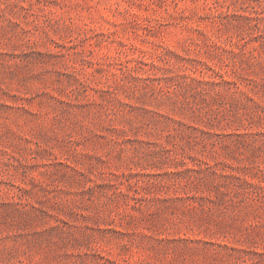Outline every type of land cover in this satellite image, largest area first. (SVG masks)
I'll return each mask as SVG.
<instances>
[{"label":"rangeland","instance_id":"374dc122","mask_svg":"<svg viewBox=\"0 0 264 264\" xmlns=\"http://www.w3.org/2000/svg\"><path fill=\"white\" fill-rule=\"evenodd\" d=\"M0 264H264V0H0Z\"/></svg>","mask_w":264,"mask_h":264}]
</instances>
